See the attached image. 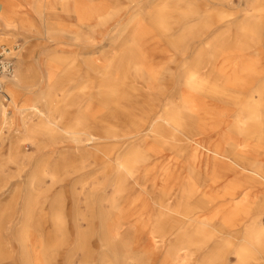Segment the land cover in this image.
Masks as SVG:
<instances>
[{
  "label": "bare ground",
  "instance_id": "6f19581e",
  "mask_svg": "<svg viewBox=\"0 0 264 264\" xmlns=\"http://www.w3.org/2000/svg\"><path fill=\"white\" fill-rule=\"evenodd\" d=\"M23 1L25 6L0 0L1 39L30 26L31 12L41 20V10L56 5L76 15L81 31L71 40L84 55L98 56L84 60L93 84L79 85L81 97L67 99L56 93L63 92L64 81L53 56L17 50L16 74L4 79L0 124L25 139L11 140L9 158H19L23 141L58 155L53 166L45 161L31 176L29 194L45 178L52 185L65 182L67 171L85 169L92 160L107 177L88 192L90 198L96 199L99 187L111 192L109 212L97 214L104 220L100 242L106 250L116 251L106 222L114 215L120 220L116 229L125 220L133 223L122 241L130 232L138 244L173 245L175 235L174 244L191 252L217 241L203 264H264V114L256 107L264 98L255 106L236 105L232 119L226 108L235 105L228 94L251 88L260 97L263 90L258 55H264V0H238L235 20L228 19L232 0H214L221 11L216 22L197 0H127L139 11L121 19L115 0H47L49 6ZM148 5L152 12L144 13ZM111 23L115 30L107 41ZM87 32L103 37L91 44ZM106 43L115 49L110 58L100 51ZM149 44L172 55L151 60ZM256 47L260 54L252 57ZM56 101L71 109L57 108Z\"/></svg>",
  "mask_w": 264,
  "mask_h": 264
},
{
  "label": "rangeland",
  "instance_id": "374dc122",
  "mask_svg": "<svg viewBox=\"0 0 264 264\" xmlns=\"http://www.w3.org/2000/svg\"><path fill=\"white\" fill-rule=\"evenodd\" d=\"M40 1L41 5H48L47 0ZM96 1L101 4L105 2V0ZM110 1L112 2V0ZM115 1L120 9L119 19L139 11L138 8H131V3L129 5L127 0ZM197 1L200 9L208 10L216 22L221 13L217 8L218 2L214 0ZM17 3L23 4V6L27 4L23 0H17ZM237 4L238 0H232L231 4L228 5L230 10L228 9L227 12L231 13L228 19L235 20L240 16ZM53 6V10L48 11L47 8L41 10L43 13L41 20L34 18L35 14L31 12L29 16L30 26L23 25V30L19 31V34L17 32V34H13L14 36L10 40L0 38V44L8 47L18 45V50L25 48L27 52L30 51L37 55L44 51L47 56H53L59 65V77L64 81L63 92L57 91V95L64 94L61 97L68 96V99L74 97L71 96L74 94L80 98L79 85L85 82L93 84L95 80L92 73L88 76L84 60L98 56L94 54L84 55L77 43L71 40V37L81 31L76 15L64 11L60 6ZM150 12H152V8L148 5L144 13ZM109 25L111 26L106 32H111V29L114 32V24ZM214 28H218L216 24ZM47 31L50 40L46 37ZM112 32L105 33V36L112 34ZM87 33L88 42H93L96 45L100 40L99 36L103 37V34ZM110 37L106 36L107 41ZM161 47L164 46L161 45ZM195 48L196 44H193L192 51ZM147 50L151 55L150 59L156 62L166 61L168 60L167 56L172 55V52L167 55L155 52L153 44H149ZM100 51H106L108 58L115 54V49L110 46V43H106V48H100ZM259 52L260 49L256 47L249 51V55L251 54L253 57L260 54ZM258 56L263 62L264 55ZM178 60H180L179 57L175 58L174 62ZM17 66L16 64V71ZM66 77L68 78L67 81ZM87 79L89 80L87 81ZM254 90L247 88L237 95L228 94V98L235 104L233 109L232 106H226L230 118L234 114L236 105L255 106L257 100L261 97L264 98V86L260 97ZM55 105L57 108L68 109L61 101H56ZM220 107L223 108V106ZM256 107L259 112L264 114V101ZM67 118L66 121H69L70 118ZM30 121L37 122V119L31 117ZM19 139L24 140L25 134L16 132V129L10 130L9 127L0 124V167H2L3 172L0 177V264H105V262L107 264H137L135 260L137 257H143L147 262L146 264H203L209 259L212 248L218 246L217 241H214L207 247L191 252L183 245L174 244L177 240L175 235L170 240L173 245L167 243L138 244L136 234L130 232L124 242L121 238L127 234L128 227L133 225L132 220H128V222L125 220V223L121 224V228L116 229L117 221L120 220H116V217L112 215L110 220H106V222H108V227L113 229L109 235L114 241L116 251L106 250L100 242L104 220H98L97 214L100 210L109 212L106 199L110 197L111 192L106 195L102 191L100 192L99 187V194L96 199L90 198L88 194L92 188L101 186L106 181L105 171L90 160L85 162V169L67 171L65 176H62L65 182L61 181L59 184L52 185L50 178H45L42 187H38V192L36 189L31 195L29 194L31 176L40 170L45 161H50L49 166H53L58 155L55 153L51 155L49 146L42 149L39 142L33 144L30 141H23V152L20 153L17 160L11 161L7 147H9L11 140ZM46 189L50 192L48 191L47 195H42ZM53 203L57 204L53 206ZM132 212L129 208L128 214ZM58 213L60 220H57L59 218ZM126 244L128 247L124 246ZM235 261L233 259L232 264Z\"/></svg>",
  "mask_w": 264,
  "mask_h": 264
},
{
  "label": "built area",
  "instance_id": "2783aa9c",
  "mask_svg": "<svg viewBox=\"0 0 264 264\" xmlns=\"http://www.w3.org/2000/svg\"><path fill=\"white\" fill-rule=\"evenodd\" d=\"M18 45L8 47L0 44V98L7 99L4 79L13 78L16 72V52Z\"/></svg>",
  "mask_w": 264,
  "mask_h": 264
}]
</instances>
